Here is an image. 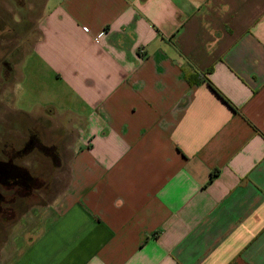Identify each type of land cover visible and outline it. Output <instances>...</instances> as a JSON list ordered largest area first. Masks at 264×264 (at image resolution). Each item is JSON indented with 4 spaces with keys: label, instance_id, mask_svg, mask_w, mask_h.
I'll list each match as a JSON object with an SVG mask.
<instances>
[{
    "label": "crops",
    "instance_id": "0c3cea01",
    "mask_svg": "<svg viewBox=\"0 0 264 264\" xmlns=\"http://www.w3.org/2000/svg\"><path fill=\"white\" fill-rule=\"evenodd\" d=\"M2 17L24 33L0 97L31 82L37 120L75 141L0 264H264V0H0Z\"/></svg>",
    "mask_w": 264,
    "mask_h": 264
},
{
    "label": "rangeland",
    "instance_id": "374dc122",
    "mask_svg": "<svg viewBox=\"0 0 264 264\" xmlns=\"http://www.w3.org/2000/svg\"><path fill=\"white\" fill-rule=\"evenodd\" d=\"M7 17H2L1 19H6ZM10 18V17H9ZM14 27L16 28V32L21 35L23 34V26L19 23H13ZM9 40V44L7 48L9 49V54L5 57L8 58L7 60L10 62V64H16L19 60V55L16 52V47L21 45L20 38L18 39H12V33L7 37ZM25 43L28 42V39H24ZM6 44V43H5ZM19 53L20 52V47ZM22 50V49H21ZM20 61V60H19ZM17 70H15V76L12 78L13 83L17 82L16 74ZM12 73V72H10ZM9 75V74H7ZM5 78V75L0 74V80ZM27 93H18V89L15 88V85L13 87V90L7 93L5 99L0 97V101H4L6 99L12 100L11 105L8 104L7 101L2 102V107L0 106V130H2V120H1V111L5 110L6 108H9V106H13L17 109H23L25 110L30 116L26 119H20L17 117H14L13 114H9V118L7 119V127L9 128V132L12 133L14 137L9 136L10 142H17L16 137L20 133L21 136H23L24 133H26L29 130H33L35 125H40V129H50V134H46L47 139L50 137H56L57 139H62L61 144L56 145L54 147V153H55V160L49 161L47 158L45 159L44 156L38 154V152H34L33 154H30L27 158H25L24 164L30 169V171L35 174V176L40 180V185L38 189L36 190V199L32 200L31 202L25 201V203L19 204L16 209V218L18 219V216L20 213H22L25 210H28L32 205L34 206H44L49 203H53L56 197L62 194L64 191V187L66 185L67 181V170L64 165V160L68 158L69 151L68 147L70 144H72L75 141V135H67L65 130V123L68 122V120H60V119H44V120H37L38 113L40 112V109L33 104L32 98V84L28 85ZM4 108V109H3ZM58 121V123H56ZM59 123H64L63 126H60ZM65 127V128H64ZM19 131V132H18ZM10 133V134H11ZM20 136V135H19ZM49 136V137H48ZM43 139L45 138V133L42 134ZM2 138L0 137V140ZM46 139V140H47ZM56 148V149H55ZM60 160V161H59ZM57 166H55V163ZM12 223H2L0 225V240L3 239L6 236L5 229L7 225H11ZM7 229V228H6Z\"/></svg>",
    "mask_w": 264,
    "mask_h": 264
},
{
    "label": "flooded vegetation",
    "instance_id": "af4514ba",
    "mask_svg": "<svg viewBox=\"0 0 264 264\" xmlns=\"http://www.w3.org/2000/svg\"><path fill=\"white\" fill-rule=\"evenodd\" d=\"M6 27H9L11 32H5ZM15 29L9 20H0V74L5 76L12 72V66L5 57L9 54L7 37L12 33V39H18L19 34ZM18 47H16L17 53ZM6 125L2 124V130H0L2 138L0 140V225L2 223L14 224L17 221L18 205L36 199L35 193L40 180L24 164L25 158L38 152L49 161L55 160L54 147L43 145L40 142L38 125H35L33 130L24 133L23 136L16 137L17 142L10 143L6 138Z\"/></svg>",
    "mask_w": 264,
    "mask_h": 264
}]
</instances>
